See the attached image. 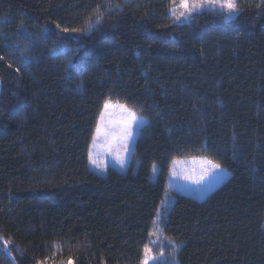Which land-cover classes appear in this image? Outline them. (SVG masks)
I'll use <instances>...</instances> for the list:
<instances>
[{"label":"trees","instance_id":"16d2710c","mask_svg":"<svg viewBox=\"0 0 264 264\" xmlns=\"http://www.w3.org/2000/svg\"><path fill=\"white\" fill-rule=\"evenodd\" d=\"M174 2L0 0V264H143L154 229L175 264H264V0L189 24ZM108 101L150 123L100 174ZM187 157L231 176L203 200L170 190Z\"/></svg>","mask_w":264,"mask_h":264},{"label":"rangeland","instance_id":"374dc122","mask_svg":"<svg viewBox=\"0 0 264 264\" xmlns=\"http://www.w3.org/2000/svg\"><path fill=\"white\" fill-rule=\"evenodd\" d=\"M180 2L181 0H175L174 4L179 5ZM195 3L201 5L205 3V0H195ZM235 3L237 4V0H235ZM210 9L221 11L224 19L227 21L235 19L239 14L237 6L235 10L230 12L227 8H221L218 4L212 5L210 0H208V5L206 7L194 9L187 14V18L181 15V12L184 11L183 8H178L174 14L170 12V15L175 18L178 24H189L194 14ZM90 31H88L87 34H89ZM76 36L79 37L81 35L77 34ZM106 104L108 108L106 109L104 106L98 122L100 132L98 134L96 129L94 135V137H96L95 145L92 141L90 148L91 159L89 154L90 168L100 174H105L107 168L111 166H128L129 168L138 133L143 126L150 123L148 117L123 103L108 101ZM129 112L134 113L135 120L129 115ZM129 130L131 136L126 140L125 134L126 131ZM205 161H211L213 164H217L207 157L176 159L172 165L168 179L169 189L197 200H203L231 176V172L221 166L219 170L209 172L208 165ZM157 174L158 169L154 167L153 178H155ZM172 200L173 198L170 193H168L158 212L156 222L162 215V208ZM162 235V232L154 229L150 237V244L146 246L149 251L144 253L143 264L146 257L147 264H175L169 262L168 257L159 252L160 248L157 247V242ZM175 248L177 252L179 248Z\"/></svg>","mask_w":264,"mask_h":264},{"label":"snow or ice","instance_id":"6c2138e0","mask_svg":"<svg viewBox=\"0 0 264 264\" xmlns=\"http://www.w3.org/2000/svg\"><path fill=\"white\" fill-rule=\"evenodd\" d=\"M212 5L218 4L221 8H227L230 12L236 9V3L235 0H210ZM208 5V0H205L204 4L198 5L195 3V0H181L180 4H173V6L169 9L170 12L173 14L176 12L178 8H183L184 11L181 12V15L187 18V14L193 11L194 9H198L200 7H206ZM99 19V18H98ZM59 27V25H57ZM64 31H68V29H64ZM72 31H77L76 29H73ZM105 108H108V105L105 104ZM125 111H128L127 109H124ZM103 115V114H102ZM129 115L132 116L133 120H135V115L134 113L129 112ZM100 132V126H97V133L99 134ZM131 132L126 131L125 134V139L127 140L130 138ZM96 137H93V143L95 145ZM90 159H91V152H90ZM95 162V161H93ZM205 163L208 165V171L209 172H214L216 170L220 169V165L218 164H213L211 161H205ZM149 249L146 247L145 252L147 253ZM144 264H147V257L145 258Z\"/></svg>","mask_w":264,"mask_h":264},{"label":"water","instance_id":"95a60500","mask_svg":"<svg viewBox=\"0 0 264 264\" xmlns=\"http://www.w3.org/2000/svg\"><path fill=\"white\" fill-rule=\"evenodd\" d=\"M1 91H2V83H1V81H0V93H1ZM5 250H6V252H7V250H8V246H7V244L5 245ZM12 261H13V263L15 264V262H14L13 259H12ZM64 264H69V263H64Z\"/></svg>","mask_w":264,"mask_h":264},{"label":"crops","instance_id":"0c3cea01","mask_svg":"<svg viewBox=\"0 0 264 264\" xmlns=\"http://www.w3.org/2000/svg\"><path fill=\"white\" fill-rule=\"evenodd\" d=\"M111 167H114V168H116V169H118V170H121V171H125L127 168H128V166H126V167H121V166H111Z\"/></svg>","mask_w":264,"mask_h":264}]
</instances>
